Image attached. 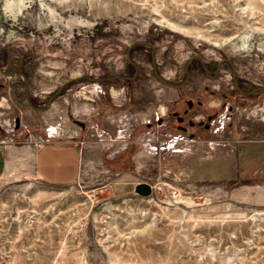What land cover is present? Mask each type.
Here are the masks:
<instances>
[{
    "label": "rangeland",
    "instance_id": "374dc122",
    "mask_svg": "<svg viewBox=\"0 0 264 264\" xmlns=\"http://www.w3.org/2000/svg\"><path fill=\"white\" fill-rule=\"evenodd\" d=\"M196 53L264 86V0H0V144L82 150L69 185L0 178V264H264V92L180 132L154 69Z\"/></svg>",
    "mask_w": 264,
    "mask_h": 264
},
{
    "label": "flooded vegetation",
    "instance_id": "af4514ba",
    "mask_svg": "<svg viewBox=\"0 0 264 264\" xmlns=\"http://www.w3.org/2000/svg\"><path fill=\"white\" fill-rule=\"evenodd\" d=\"M140 45L142 43L135 44L129 48L131 59L133 51ZM151 49H154V47H151ZM151 57H154V53H151ZM131 67L136 69L133 77L122 76L119 79L127 83L139 79L142 72L141 66L138 69L131 63ZM227 69L231 70L229 81ZM158 73L162 76L159 71ZM154 75L160 81L155 74V69ZM108 79V77H103L101 81L104 82ZM162 84L165 85L164 83ZM172 84L177 85V87L172 88L178 92V97L174 100V106H178V110L173 109L171 111V117L175 119L174 126L190 137L196 135L195 129L201 127L210 128L211 125L220 124L221 111L224 109L228 108L231 113L233 108L246 103L251 98H258L259 93L264 92V89L261 88L264 87L262 84L247 86L238 77L237 68L233 60L225 57L209 61L199 53L194 54L187 62L179 82ZM0 86L2 85L0 84ZM165 86L168 87V85ZM166 100L168 101V99ZM216 101L219 102L216 103ZM157 121L159 125H166L169 122L164 117H158ZM147 125L151 127L152 123L149 121Z\"/></svg>",
    "mask_w": 264,
    "mask_h": 264
},
{
    "label": "crops",
    "instance_id": "0c3cea01",
    "mask_svg": "<svg viewBox=\"0 0 264 264\" xmlns=\"http://www.w3.org/2000/svg\"><path fill=\"white\" fill-rule=\"evenodd\" d=\"M81 165L82 150L77 144H40L33 153L30 145L14 148L0 144V178L13 169L25 178L33 175L42 183L66 186L77 179ZM260 169L264 172V161Z\"/></svg>",
    "mask_w": 264,
    "mask_h": 264
},
{
    "label": "water",
    "instance_id": "95a60500",
    "mask_svg": "<svg viewBox=\"0 0 264 264\" xmlns=\"http://www.w3.org/2000/svg\"><path fill=\"white\" fill-rule=\"evenodd\" d=\"M139 43H140V42H135L134 44H139ZM132 46H133V45H132ZM127 59H128V61H130V63H132V64L135 65L138 69H140V66H139L137 63H134V62L132 61V59H131V57H130V49L128 50V53H127ZM154 63H155V61H154ZM155 74H156V76L160 79V81H161L162 83H164L165 85H168V86H170V87H177V85L168 82L166 79H164L162 76H160V74L158 73V70L156 69V67H155ZM21 75H23V74H21ZM26 84H27V83H26ZM26 86H27V85H26ZM62 88H63V86L60 87V89L58 90L57 93H55L53 96H51V97L49 98V100H48V104H47L45 107H42V108L36 107V106L32 103V101L29 99L28 91H26V95H27V97H28L29 105H30L33 109H35V110H39V111H46V110H48V109L51 107V105H52V101H53V99L56 97V95H58V94L61 92ZM261 88L264 89V87H261ZM19 124H20V119L17 118V119H16V127H19ZM135 191H136L138 194L142 195V196H149V195H151L152 192H153V186H152L151 184H149V183H139V184L135 187Z\"/></svg>",
    "mask_w": 264,
    "mask_h": 264
},
{
    "label": "bare ground",
    "instance_id": "6f19581e",
    "mask_svg": "<svg viewBox=\"0 0 264 264\" xmlns=\"http://www.w3.org/2000/svg\"><path fill=\"white\" fill-rule=\"evenodd\" d=\"M174 27V26H173ZM188 32V31H187ZM187 32H185V33H187ZM199 33V32H198ZM200 36V35H199Z\"/></svg>",
    "mask_w": 264,
    "mask_h": 264
},
{
    "label": "trees",
    "instance_id": "16d2710c",
    "mask_svg": "<svg viewBox=\"0 0 264 264\" xmlns=\"http://www.w3.org/2000/svg\"><path fill=\"white\" fill-rule=\"evenodd\" d=\"M22 74H24V73H22Z\"/></svg>",
    "mask_w": 264,
    "mask_h": 264
}]
</instances>
